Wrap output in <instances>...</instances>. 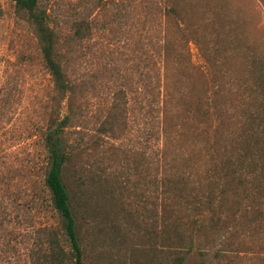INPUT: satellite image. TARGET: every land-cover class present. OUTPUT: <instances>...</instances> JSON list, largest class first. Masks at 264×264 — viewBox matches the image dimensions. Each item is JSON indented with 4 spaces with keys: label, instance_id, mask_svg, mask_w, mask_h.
Wrapping results in <instances>:
<instances>
[{
    "label": "rangeland",
    "instance_id": "1",
    "mask_svg": "<svg viewBox=\"0 0 264 264\" xmlns=\"http://www.w3.org/2000/svg\"><path fill=\"white\" fill-rule=\"evenodd\" d=\"M0 0V264L70 253L45 186L67 155L81 264H264V0Z\"/></svg>",
    "mask_w": 264,
    "mask_h": 264
},
{
    "label": "trees",
    "instance_id": "2",
    "mask_svg": "<svg viewBox=\"0 0 264 264\" xmlns=\"http://www.w3.org/2000/svg\"><path fill=\"white\" fill-rule=\"evenodd\" d=\"M11 1L16 10L26 13L29 21L34 24L45 67L50 73L55 86L64 91L66 89L64 73L60 63L55 58L54 34L47 24L48 15L45 11L39 10L38 0ZM58 129L59 127L49 132L46 137L50 168L44 183L50 193L52 207L60 218L62 235L70 247V253L60 247L59 243L56 242V237H54L48 242L51 248L48 264H81L82 252L74 212L71 207V198L62 179L63 166L67 155L64 153V146L59 137Z\"/></svg>",
    "mask_w": 264,
    "mask_h": 264
}]
</instances>
